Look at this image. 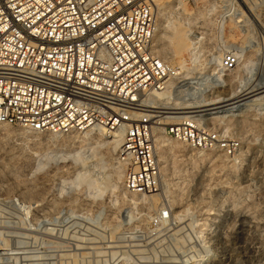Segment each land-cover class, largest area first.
<instances>
[{
	"label": "rangeland",
	"instance_id": "obj_1",
	"mask_svg": "<svg viewBox=\"0 0 264 264\" xmlns=\"http://www.w3.org/2000/svg\"><path fill=\"white\" fill-rule=\"evenodd\" d=\"M228 6L245 10L242 0L156 5L153 51L177 73L178 86L237 49L244 50L238 67L223 72L229 89L264 80V18L230 16ZM176 29L190 44L181 57L170 53ZM227 115L195 118L218 136L213 150L181 143L158 154L155 145L160 186L134 196L123 188L128 165L112 137L64 143L67 135L3 126L0 264H264V110ZM216 116L224 114L208 117ZM165 123L153 126V137L173 124Z\"/></svg>",
	"mask_w": 264,
	"mask_h": 264
},
{
	"label": "built area",
	"instance_id": "obj_2",
	"mask_svg": "<svg viewBox=\"0 0 264 264\" xmlns=\"http://www.w3.org/2000/svg\"><path fill=\"white\" fill-rule=\"evenodd\" d=\"M242 1L245 10L228 6L226 13L259 23L264 0ZM153 5L154 0H0V125L59 135L123 129L125 192H156L153 126L159 116L141 113L139 100L177 73L154 54ZM237 65L233 53L220 60L224 72ZM165 133L195 150L220 143L190 116L166 126Z\"/></svg>",
	"mask_w": 264,
	"mask_h": 264
},
{
	"label": "bare ground",
	"instance_id": "obj_3",
	"mask_svg": "<svg viewBox=\"0 0 264 264\" xmlns=\"http://www.w3.org/2000/svg\"><path fill=\"white\" fill-rule=\"evenodd\" d=\"M161 2L162 0H154V10L156 8V5H160ZM157 32L158 31L155 32L153 43L158 36ZM186 36L182 30L176 29L173 31L172 36L169 38V45L171 48L170 53L174 57H179L180 53L183 51L186 45L189 44H187L188 39H186ZM194 38L197 39L198 42L200 41L198 40L197 36ZM197 41L193 40L194 43L192 44H196ZM193 49H196V47H194ZM242 51L244 50L237 49V51L230 52L237 55L238 65L240 63V60L242 59V57H239V55L242 54ZM162 53L166 54V52H164L163 50ZM180 61L181 62L179 64H181V68H183V62L182 60ZM261 61L264 62V59H261ZM208 64V66H210V73L206 76L200 74V76L194 77V81L192 82L187 81L189 80V78L182 77L183 80L181 81H186V83L184 82V84L178 86V83H176V81L178 80V78H176L177 74H175L174 77L171 76L170 78H168L165 81L162 89L152 91L150 92L152 94L148 93L139 100L140 112L145 113L149 116L151 114H157L159 116V121L156 122L155 125L163 124V126H165V122H172L174 124L175 122L180 120L181 115L199 118L200 120L203 119V121L208 122L216 119H224L226 117L228 118L230 116L227 114H230L240 108H245L246 110L251 111H257L259 109L264 110V80L253 83L248 87L241 88L239 91H235L232 90V88L229 89L230 82L226 80V75L223 73L224 71L221 68L217 70L218 64L220 67V61L217 58H213ZM183 73H185V71H183ZM191 84L193 85V87H190ZM186 86L187 88L189 87L191 89H187V91L184 89L181 90V88H185ZM165 88L166 90H164ZM215 114H224V116L208 117ZM199 119H197V122L200 121ZM3 126L4 125H0V131L4 130ZM155 130L156 132L153 139L158 154L163 149L167 150L173 149L176 146H181L182 142L176 141L170 137L168 138L167 134L165 133V127H159ZM22 131L27 132L25 130ZM124 132L125 131L121 129L119 131L108 134V132L103 128L94 127L82 132H72L67 134L64 143L71 142L75 139H81L85 141L88 140L89 136H103L105 134L104 137H112L113 140L111 141V143L113 144L114 148L120 150L123 142ZM188 147L190 150L194 151V149H192L190 146Z\"/></svg>",
	"mask_w": 264,
	"mask_h": 264
}]
</instances>
